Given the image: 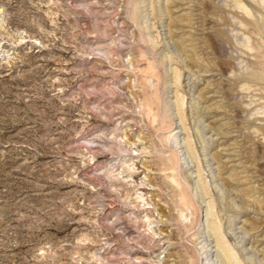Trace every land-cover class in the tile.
Masks as SVG:
<instances>
[{
	"label": "rangeland",
	"instance_id": "rangeland-1",
	"mask_svg": "<svg viewBox=\"0 0 264 264\" xmlns=\"http://www.w3.org/2000/svg\"><path fill=\"white\" fill-rule=\"evenodd\" d=\"M0 264H264V0H0Z\"/></svg>",
	"mask_w": 264,
	"mask_h": 264
}]
</instances>
